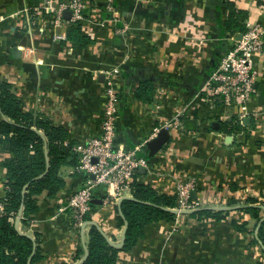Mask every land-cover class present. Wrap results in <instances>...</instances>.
<instances>
[{"label":"crops","instance_id":"obj_1","mask_svg":"<svg viewBox=\"0 0 264 264\" xmlns=\"http://www.w3.org/2000/svg\"><path fill=\"white\" fill-rule=\"evenodd\" d=\"M80 1L81 20L63 15L54 26L41 0H0V79L11 83L23 109L42 112L78 142L100 134L107 72L118 68L115 140L125 148L143 143L140 154L148 160L134 180L174 197L178 184L191 182L190 199L200 204L171 221L149 223L131 249L118 252L116 264H262L257 218L241 206L249 198L264 206V37L253 56L258 92L248 102L245 126L232 133L221 129V119L230 121L231 113L209 101L206 79L239 34L226 29L228 4L245 12L244 21L264 28V0H111L113 12L106 9L108 0ZM71 23L93 42L72 46L66 38ZM60 32L63 37H54ZM143 81L152 86L149 101L135 95ZM178 113L181 123L174 126ZM165 123H171L162 127L169 138L149 155L146 142ZM63 173L65 185L56 195L41 193L28 225L18 222L38 239L39 264H76V249L87 243L92 222L121 239L112 190L95 188L93 199L100 202L88 213L92 222L77 227L72 212L61 206L85 176L70 166ZM4 194L0 164V204ZM207 208L222 210L223 217L190 215Z\"/></svg>","mask_w":264,"mask_h":264},{"label":"trees","instance_id":"obj_2","mask_svg":"<svg viewBox=\"0 0 264 264\" xmlns=\"http://www.w3.org/2000/svg\"><path fill=\"white\" fill-rule=\"evenodd\" d=\"M228 9L226 29L231 33L243 32L246 29L245 12L230 4ZM66 38L77 48L93 42L82 34L77 23L68 26ZM151 89V84L143 81L135 95L149 101ZM239 128L241 126L233 120L222 121L223 131L232 133ZM74 143L65 127L53 123L42 112L23 109L11 83L0 79V150L3 153L0 164L4 169L5 183L0 211V264H39L42 255L37 237L22 232L15 226V219L21 209L19 222L27 226L39 208L38 196L46 192L53 197L65 185L64 167L75 168L79 163L78 155L71 149ZM249 200L250 204L241 208L257 218L256 240L264 250V214L259 215L264 206L256 204L254 198ZM175 207L174 196L161 194L151 185L134 180L131 195L124 196L115 205L116 225L125 227L121 245L112 244L110 240L115 242L114 238L92 223L87 243L76 249V264H116L118 252L131 249L144 236L149 223L173 220L176 214L170 209ZM190 215L197 219L202 216L223 217L222 210L208 208ZM89 219L86 214L84 221Z\"/></svg>","mask_w":264,"mask_h":264},{"label":"built area","instance_id":"obj_3","mask_svg":"<svg viewBox=\"0 0 264 264\" xmlns=\"http://www.w3.org/2000/svg\"><path fill=\"white\" fill-rule=\"evenodd\" d=\"M41 2V10L52 16L54 26L62 24L65 10L71 11L70 21L76 22L84 17V5L80 0H41ZM106 9L114 11L111 0L106 3ZM245 26L246 29L239 33L240 37L233 38L232 46L223 53L206 79L209 101L219 108L230 110V113L238 114L241 122L249 112L250 98L258 92L256 87L258 73L254 67L253 56L262 49L264 37V28L260 24L248 20L245 21ZM54 37H63V34L56 33ZM117 74H119L118 68H112L107 72L100 134L89 136L71 146L72 151L79 158L74 170L85 176V182L68 197L61 209L68 208L72 212L77 227L84 222V216L91 211L93 204L91 201L97 186L104 185L111 189L110 201L116 202L120 197L126 196L131 189L135 174L148 163L147 157L140 154L143 143L133 148H125L115 140L120 102ZM180 123V113H178L172 118V125L177 126ZM169 125L171 123L155 126L153 134H157L160 128ZM94 158L95 162H93ZM191 188V182H181L176 192L178 202L188 208L198 204L190 199Z\"/></svg>","mask_w":264,"mask_h":264},{"label":"water","instance_id":"obj_4","mask_svg":"<svg viewBox=\"0 0 264 264\" xmlns=\"http://www.w3.org/2000/svg\"><path fill=\"white\" fill-rule=\"evenodd\" d=\"M63 15L67 18V19H69L70 17H71V11L70 10H65L64 12H63ZM238 37H240V34H238ZM100 76H102V74H100ZM249 121V117L248 116H246L245 118H243V122L244 123H247ZM212 128L213 129H217L218 128V126H219V122H217V121H214V122H212ZM168 138H169V131L166 129V128H161L159 131H158V133L153 137V138H151V139H149L147 142H146V147L148 148V150H149V155H154L160 148H161V146L168 140ZM96 161V159L94 158L93 159V162H95ZM91 177H93V175H91ZM194 193V191H192L191 192V195ZM124 197V196H123ZM123 197H120L119 199H118V201H117V204H119L120 203V201H121V199L123 198ZM93 204L94 203H96V202H100V200H95V199H92V201H91ZM172 212H174V213H189V212H191L193 209H187V210H179V209H177V208H172V209H170ZM21 212H22V210L20 209L19 210V214L17 215V217H16V219H15V226L16 227H18V222H19V217H20V214H21ZM92 221H84L83 223H82V226L81 227H83V225L84 224H86V223H91ZM92 223H94V222H92ZM124 231H125V227L123 228V230H122V235H121V239H120V241H115V242H113V241H111L110 240V242L112 243V244H114L115 246H120L121 245V243H122V240H123V237H124Z\"/></svg>","mask_w":264,"mask_h":264},{"label":"rangeland","instance_id":"obj_5","mask_svg":"<svg viewBox=\"0 0 264 264\" xmlns=\"http://www.w3.org/2000/svg\"><path fill=\"white\" fill-rule=\"evenodd\" d=\"M231 116L229 117L231 120H233L234 122H236L237 124H239L241 127L242 126H245L246 125V123H244L243 121L241 122L240 121V119L238 118V114H233V113H231L230 114ZM222 121H225L226 119H224V118H222L221 119ZM176 197V208L177 209H181V210H183V209H192V208H188V207H186L185 206V204L182 206L179 202H178V198H177V196H175ZM195 202H197V201H195ZM200 204L198 203L197 205H194V207H198ZM0 206H1V204H0ZM193 207V208H194ZM1 210V209H0Z\"/></svg>","mask_w":264,"mask_h":264}]
</instances>
